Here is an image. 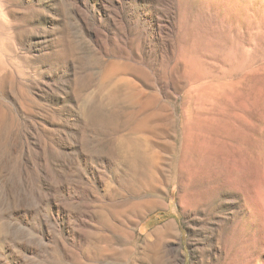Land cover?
<instances>
[{"label": "rangeland", "instance_id": "374dc122", "mask_svg": "<svg viewBox=\"0 0 264 264\" xmlns=\"http://www.w3.org/2000/svg\"><path fill=\"white\" fill-rule=\"evenodd\" d=\"M226 1L0 0V264H264V0Z\"/></svg>", "mask_w": 264, "mask_h": 264}, {"label": "bare ground", "instance_id": "6f19581e", "mask_svg": "<svg viewBox=\"0 0 264 264\" xmlns=\"http://www.w3.org/2000/svg\"><path fill=\"white\" fill-rule=\"evenodd\" d=\"M225 1H226V0H225ZM228 1H229V0H228ZM227 3H228V2L226 1V4H225L226 6H228V4H227ZM233 11H234V10H233ZM228 13H229V12H228ZM235 17H236V16H235Z\"/></svg>", "mask_w": 264, "mask_h": 264}]
</instances>
